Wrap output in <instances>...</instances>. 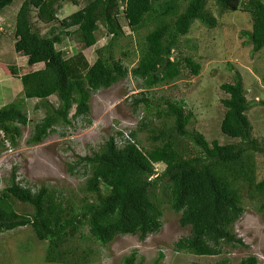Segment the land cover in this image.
Instances as JSON below:
<instances>
[{
	"label": "trees",
	"instance_id": "obj_1",
	"mask_svg": "<svg viewBox=\"0 0 264 264\" xmlns=\"http://www.w3.org/2000/svg\"><path fill=\"white\" fill-rule=\"evenodd\" d=\"M14 1L0 0V12ZM120 1L124 4L123 17L134 32L149 27L138 44L137 63L131 68L116 58L111 47L124 34L119 20ZM65 2L78 4L79 0H23L17 10L15 49L27 58L28 64L44 66L19 74V68L10 65L12 74L21 80L24 97L0 107L2 147L6 142L17 145L22 126L30 121L24 109L25 98H38L35 107L46 108L44 117L27 139L29 144H37L54 132L56 125H68L72 118L87 117L91 111V94L129 75L141 80L142 89L172 82L181 75L184 64L190 65L192 73L197 75L200 63L189 55L180 59L173 49L195 20L209 25L216 23L207 0H186L183 8L181 0H88L60 20L58 13ZM217 3L223 9L239 10L242 6L250 12L252 29H243L241 34L251 42L252 53L264 47V0H217ZM34 10L41 22L59 21V31L66 30V34L74 27L86 46L97 42L101 24L111 38L98 48L93 63L82 51L65 57L57 48L62 33L52 26L48 34H42L32 20ZM232 79L221 84L228 94L222 100L225 113L221 130L239 138L238 142L209 141L204 134L190 130L193 112L185 110L184 101L165 99V110L156 111L158 116L166 115L163 125L151 127L152 119L143 117L134 130L119 127L116 135H110L98 149L80 156L71 165L72 171L79 168L86 175L83 189L87 195L79 201L65 198L46 184H23L16 178L17 166H13L9 183L0 192V233L30 225L39 240L48 241L47 261L83 262L90 256V246L83 253H76L73 249L77 245L70 250L65 245L74 237L84 236L85 228L87 237L102 245L119 235H138L144 239L159 232L164 211L158 190L162 188L169 207L180 213V224L189 227V233L175 241L176 251L213 256L222 254L226 245H244L234 232L235 222L245 211L244 192L256 198L264 221V178L256 180L251 151L264 152V146L252 136L253 126L247 114L252 101L247 98L239 70H234ZM148 94L142 90L131 95L134 110L141 104L151 106ZM51 96L57 97L56 104L49 101ZM72 108L75 111L70 117ZM144 129L152 132L149 137L154 144L150 148L140 145L137 139L138 132ZM124 130L128 137L124 136ZM188 138L199 147L197 151L182 145V139ZM157 162L165 164L160 173L154 165ZM14 198L30 204L33 212H18L12 202ZM70 252L72 258L68 257ZM164 257L160 251L152 264H160ZM123 262L140 264L135 252L125 256ZM218 264H225V260ZM239 264L264 263L256 255H248Z\"/></svg>",
	"mask_w": 264,
	"mask_h": 264
},
{
	"label": "rangeland",
	"instance_id": "obj_2",
	"mask_svg": "<svg viewBox=\"0 0 264 264\" xmlns=\"http://www.w3.org/2000/svg\"><path fill=\"white\" fill-rule=\"evenodd\" d=\"M23 0H15L0 12V107L15 99L24 97L22 83L18 76H14L9 69L10 65L19 68V74L39 69L43 63L28 64L27 58L15 49V17ZM88 0H79L78 4L63 3L58 18L61 20ZM182 8L186 0H181ZM124 4L120 1V8ZM207 7L215 17V25L205 24L195 20L189 32L182 35L179 45L173 49L175 56L184 59L191 56L200 63V72L196 75L190 65L184 64L182 73L170 83H163L151 89L140 88L141 80L127 76L110 87L101 88L93 92L90 97L91 111L87 117L72 118L71 124L56 125V130L45 137L42 142L29 144L27 139L34 130L35 124L45 115V107H35L38 98H25L23 104L29 123L22 126V135L18 144L12 146L6 142L0 146V192L9 183L13 166H17L16 178L23 184L57 189L65 198L79 201L86 197L83 189L86 175L79 168L72 171L71 165L80 156L91 154L119 127L134 130L139 126L143 117L152 119L151 127L163 125L166 115L158 116V108L163 112L167 106L165 99L184 101L185 110L193 112L188 126L196 130L211 141L218 139L220 143L238 142L239 138H232L221 130V120L225 113L222 103L228 94L222 90L221 84L232 81L233 72L239 70L246 88L248 100L252 101L247 114L252 123V136L262 142L264 146V47L252 53V44L241 34L243 29H252V15L241 9H223L217 0H207ZM120 9L119 20L123 26V35L111 45L117 59L121 58L128 67L136 65L139 58L138 44L148 32L149 27H141L134 32L128 25ZM32 20L42 34H48L54 26L62 33V41L57 44L65 57L82 51L90 63L97 57L98 48L106 45L111 35L101 24L97 32L98 40L94 45L86 46L74 27L60 29V22L45 23L38 20L36 10L32 12ZM35 26V25H34ZM56 32V33H57ZM247 41V42H246ZM123 52L127 53L126 55ZM230 64L233 65L230 68ZM147 90L152 104L147 107L141 104L137 110L133 109L131 95L135 92ZM49 101L57 103V97L51 96ZM75 108H72V117ZM151 131L141 130L137 139L140 145L150 148L154 142L149 137ZM181 141V139H180ZM182 145L197 151L198 146L192 139H182ZM254 156L256 180L264 178V152L251 150ZM156 172H161L165 164H154ZM158 188V187H157ZM162 200L163 226L157 233H151L141 239L138 235H119L107 245H102L92 238H88L85 228L84 236L69 240L65 248L75 247V252L83 253L87 246L91 247L90 256L83 262L47 261V240H39L30 225L21 226L0 233V264H124L123 259L135 252L136 261L140 264H152L154 258L162 251L165 254L160 264H218L225 260V264H239L242 257L256 255L264 263V221L259 213L256 198L249 192L243 193L245 211L235 222L234 232L241 237L244 245H226L225 251L219 255H197L174 249L175 241L189 233L188 226L179 222L180 213L172 210L165 201L163 189L158 190ZM18 212L30 214L33 207L12 199ZM88 236V237H87ZM72 258L71 252L68 254Z\"/></svg>",
	"mask_w": 264,
	"mask_h": 264
},
{
	"label": "built area",
	"instance_id": "obj_3",
	"mask_svg": "<svg viewBox=\"0 0 264 264\" xmlns=\"http://www.w3.org/2000/svg\"><path fill=\"white\" fill-rule=\"evenodd\" d=\"M123 132H124V136H125V137H128V136H129L127 130H124Z\"/></svg>",
	"mask_w": 264,
	"mask_h": 264
},
{
	"label": "clouds",
	"instance_id": "obj_4",
	"mask_svg": "<svg viewBox=\"0 0 264 264\" xmlns=\"http://www.w3.org/2000/svg\"><path fill=\"white\" fill-rule=\"evenodd\" d=\"M121 8L123 9V8H124V5H123V6H121Z\"/></svg>",
	"mask_w": 264,
	"mask_h": 264
}]
</instances>
